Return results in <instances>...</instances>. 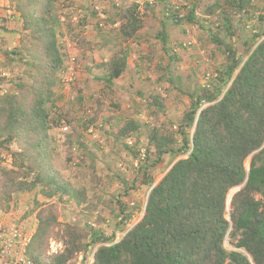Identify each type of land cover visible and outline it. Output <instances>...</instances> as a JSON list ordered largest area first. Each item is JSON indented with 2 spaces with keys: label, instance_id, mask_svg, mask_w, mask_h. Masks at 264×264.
Here are the masks:
<instances>
[{
  "label": "trees",
  "instance_id": "16d2710c",
  "mask_svg": "<svg viewBox=\"0 0 264 264\" xmlns=\"http://www.w3.org/2000/svg\"><path fill=\"white\" fill-rule=\"evenodd\" d=\"M11 1L22 35L17 49L1 51L9 63L16 61L28 71L19 76L16 92L0 96V162L3 152L13 156L12 169H0V210L4 212L9 210L12 194L30 192L45 183L50 187L45 193L48 198L77 195L71 185L52 174L50 163L49 146L55 140L50 131L61 128L66 120L54 91L64 61L56 0ZM263 4L259 0L260 11ZM246 5L245 0H215L207 6L206 15L219 12L215 19L224 38L217 32L207 34L222 49L225 63L216 71L211 89L181 92L190 105L176 128L178 141L167 128L164 134L153 129L148 135V152L152 148L155 159L138 166V176L120 195L129 197L133 189L145 187L148 193L139 221L131 222L141 205L129 207L120 199L115 229L108 236L89 229L88 224L83 229L62 224L56 207L40 209L27 249L36 264H75L78 255L80 264H87L90 257L91 264H264V31L259 26L247 35L243 20L237 22L242 28L233 25V14L247 11ZM136 7L132 3L119 10L122 36L131 37L141 27ZM183 21L198 23L193 10ZM81 22L79 26L85 21ZM236 30L242 31L241 50L233 46ZM159 37L169 62L174 61L164 30ZM127 58L124 51L114 55L107 75L99 80L111 84L119 78ZM139 127L130 121L119 130V137ZM12 146L20 151H10ZM165 157L171 162L155 183L150 169ZM32 172L36 175L28 181ZM19 177L25 180L17 181ZM238 187L227 206L230 191ZM82 200L87 202L85 195ZM50 240L63 245L52 257L46 255Z\"/></svg>",
  "mask_w": 264,
  "mask_h": 264
},
{
  "label": "rangeland",
  "instance_id": "374dc122",
  "mask_svg": "<svg viewBox=\"0 0 264 264\" xmlns=\"http://www.w3.org/2000/svg\"><path fill=\"white\" fill-rule=\"evenodd\" d=\"M8 1L13 10L15 5ZM214 1L56 0L62 22L58 40L64 61L54 91L60 98L56 105L66 120L64 127L50 131V137H55L49 146L50 163L52 174L60 182L71 185L77 198L61 194L48 198L45 193L50 187L45 183L30 192L12 194L5 213L12 214L18 222L26 221L22 224L28 228L33 223L35 231L38 211L56 207L58 221L62 224L82 229L88 224L89 229L100 230L108 236L115 229L120 206L116 201L120 199L129 207L141 205L131 222L139 221L148 193L145 187L131 189L129 197L120 198V195L138 176V166L145 167L155 159L152 148L149 149L151 154L148 152V135L153 129L164 134L167 128L174 142L178 141L175 131L190 105L188 96L182 93L211 89L216 71L225 63L222 49L207 34L217 32L220 39L224 38V30L219 29L220 23L215 19L219 12L205 13ZM132 3L137 4L141 27L136 34L126 37L121 33L119 10ZM246 6L247 11L233 14V25L242 28L237 22L243 20V31L247 35L259 26L264 31L259 0ZM191 10L197 24L183 21ZM82 19L85 22L79 26ZM162 30L170 55H175L172 62L162 50L159 37ZM233 34V46L239 50L238 36L242 31L236 30ZM21 35L22 23L19 42ZM18 45L11 36L0 42V76L4 78L0 82V96L16 92L19 76L28 71L27 66L16 61L9 63L6 53L2 52L11 53ZM122 51L128 53L123 74L111 84L99 80L107 75L110 59ZM130 121L138 123L139 130H128L127 136L120 138L119 130ZM10 151L18 153L20 150L12 146ZM146 152L149 155L146 156ZM249 160L245 161L246 167ZM168 162L170 158L165 157L150 169L155 183L165 174ZM12 163L10 152H3L0 169H12ZM35 171L39 172V168ZM35 175L36 172H32L28 181ZM24 180L23 177L17 179ZM230 192V195L234 193ZM84 195L87 202L82 200ZM76 200L80 203L76 204ZM120 237L117 232L116 238ZM62 249V243L50 240L46 255L52 257ZM81 260L78 255L75 264H80Z\"/></svg>",
  "mask_w": 264,
  "mask_h": 264
},
{
  "label": "built area",
  "instance_id": "2783aa9c",
  "mask_svg": "<svg viewBox=\"0 0 264 264\" xmlns=\"http://www.w3.org/2000/svg\"><path fill=\"white\" fill-rule=\"evenodd\" d=\"M20 222L0 210V264H36L27 251L33 229Z\"/></svg>",
  "mask_w": 264,
  "mask_h": 264
},
{
  "label": "crops",
  "instance_id": "0c3cea01",
  "mask_svg": "<svg viewBox=\"0 0 264 264\" xmlns=\"http://www.w3.org/2000/svg\"><path fill=\"white\" fill-rule=\"evenodd\" d=\"M8 3V0H0V42H4L5 37L9 38L11 36L13 43L17 45L19 43V33L21 32V22L18 14L10 10L11 7Z\"/></svg>",
  "mask_w": 264,
  "mask_h": 264
},
{
  "label": "clouds",
  "instance_id": "9594fccd",
  "mask_svg": "<svg viewBox=\"0 0 264 264\" xmlns=\"http://www.w3.org/2000/svg\"><path fill=\"white\" fill-rule=\"evenodd\" d=\"M246 1V3H247V5H251V4H254L255 3V0H245ZM262 15H264V4H263V8H262V10H261V12H260ZM0 164H2V160H1V162H0ZM236 189L237 188H235V189H233V190H231V191H234V193H235V191H236ZM231 193V192H230ZM230 195V194H229ZM229 195H228V197H229ZM232 195H230V197H231ZM229 200H230V198H228V201H227V206L229 205ZM227 211H228V208H227ZM30 228L31 229H33V232H34V228H33V224L32 223H30ZM94 253V252H93Z\"/></svg>",
  "mask_w": 264,
  "mask_h": 264
},
{
  "label": "water",
  "instance_id": "95a60500",
  "mask_svg": "<svg viewBox=\"0 0 264 264\" xmlns=\"http://www.w3.org/2000/svg\"><path fill=\"white\" fill-rule=\"evenodd\" d=\"M239 188H240V187H238V188L236 189V191H238ZM236 191H235V192H236Z\"/></svg>",
  "mask_w": 264,
  "mask_h": 264
}]
</instances>
